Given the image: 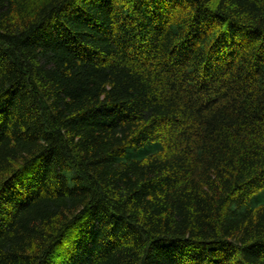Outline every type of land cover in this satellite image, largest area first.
Listing matches in <instances>:
<instances>
[{
    "label": "trees",
    "instance_id": "obj_1",
    "mask_svg": "<svg viewBox=\"0 0 264 264\" xmlns=\"http://www.w3.org/2000/svg\"><path fill=\"white\" fill-rule=\"evenodd\" d=\"M0 264H264V0H0Z\"/></svg>",
    "mask_w": 264,
    "mask_h": 264
}]
</instances>
